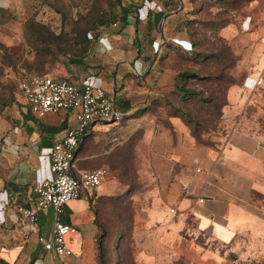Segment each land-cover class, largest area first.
Segmentation results:
<instances>
[{
  "label": "crops",
  "instance_id": "1",
  "mask_svg": "<svg viewBox=\"0 0 264 264\" xmlns=\"http://www.w3.org/2000/svg\"><path fill=\"white\" fill-rule=\"evenodd\" d=\"M32 3L39 1L0 0V8L22 15ZM256 3L250 6L252 28L238 20L221 30V36L241 52L236 74L251 80L264 79V11H258ZM169 8L156 1L129 0L126 23H117V32L97 39L85 65L55 69L50 76L79 83L90 76L89 81L117 104L134 109L128 103L134 96L128 93L133 78L126 75L131 70L139 81L148 78L153 64L148 57L151 50L160 48L164 25L175 13L164 16ZM148 27L161 37L152 34L153 45L145 42L138 56L133 44ZM104 66L111 79L105 78ZM254 90L258 89L230 88L223 132L212 146L199 144L179 118L143 124L141 143L146 151L140 149L139 193L131 197L135 264H224L226 253L233 258L264 254V207L256 200L264 198V133L254 131L247 116L249 108L251 116L255 109L264 110V94H252ZM15 112L0 117V260L5 264H101L99 242L105 229L99 220L100 206L129 191L115 178L107 181L111 171L106 161L112 151L104 149L101 133L116 129L123 135L130 125L95 124L77 151L74 173L106 168L108 176L95 198L83 197L66 206L63 221L78 231L71 242L74 254L65 258L47 253L39 242L40 236L51 237L54 210L43 211L38 226L31 228L20 222L15 208L35 205L34 188L52 177L50 152L64 138L71 116L38 118L26 100Z\"/></svg>",
  "mask_w": 264,
  "mask_h": 264
},
{
  "label": "rangeland",
  "instance_id": "2",
  "mask_svg": "<svg viewBox=\"0 0 264 264\" xmlns=\"http://www.w3.org/2000/svg\"><path fill=\"white\" fill-rule=\"evenodd\" d=\"M37 1L39 3L30 4L22 15L10 8H0L1 118L14 115L15 110L24 105L25 100L16 82L21 68L48 75L62 67L81 68L72 61L84 58L85 51L92 48L102 35L117 32L118 28L114 24H124L123 9L129 7V0ZM151 1H156L160 6L169 5L173 13L180 11L167 19L164 25L166 41L157 52L151 50L152 55L148 60H153V64L148 71V78L139 81L131 70L129 74L126 73V76L133 78L128 93L134 95L128 101L130 107L134 104V109L126 111V117L121 122L130 125L127 133L120 135L116 129L101 133L104 135V149L112 151L106 161L111 171L107 181L110 177L115 178L129 188V193L104 203L102 208L100 206L99 220L107 232L102 240L106 264H135L136 249L130 236L134 215L131 197L139 193L140 149L146 151L145 143H141L143 124L151 119L165 122L176 114L183 118L191 133H196L204 143L213 145L223 132V113L225 107L229 106V83L233 80L237 85L243 83V77L236 74L241 52L236 50L235 44L221 36L222 25L226 23L227 26L239 20L242 26L252 28L248 23L251 21L250 6L257 1L258 11H264V0H183V7L179 4L180 0ZM90 31L95 32L90 33L93 40L89 42L87 38ZM152 34L158 36L150 27L139 33L140 39L133 44L138 56L145 50L146 43L153 45ZM174 42L184 45L197 43L198 48L194 52H185ZM184 47L189 50L188 46ZM227 48L232 60L225 57L222 62H216V51L221 53ZM226 54L223 53V56ZM115 65L110 67V71ZM225 66L230 67L224 70ZM186 71L197 73L199 78H176L179 73ZM103 73L106 79H111L105 66ZM221 74L227 80L218 81L217 77ZM157 86L161 87L157 90ZM181 87L198 95H185L179 91ZM252 94L264 93L254 90ZM124 103L127 104V101ZM118 105L125 108L120 103ZM251 113L249 108V126L256 132L264 133V110L255 109L252 116ZM189 120L190 124L187 123ZM256 200L259 207H264L263 197ZM236 256L233 258L230 253H226L224 264H264V254L248 258Z\"/></svg>",
  "mask_w": 264,
  "mask_h": 264
},
{
  "label": "built area",
  "instance_id": "3",
  "mask_svg": "<svg viewBox=\"0 0 264 264\" xmlns=\"http://www.w3.org/2000/svg\"><path fill=\"white\" fill-rule=\"evenodd\" d=\"M116 27L117 24H114ZM56 79L50 75H38L26 69L20 71L19 89L30 112L38 117L65 113L71 116L64 138L50 152L52 177L34 188L35 205L15 208L22 224L36 228L43 211L52 208L55 219L50 239L39 237L47 253L59 257H71L72 237L77 233L74 225L63 221L66 206L83 197L93 199L108 176L106 168L74 173L76 154L93 125L98 123L121 124L126 113L107 92L89 81ZM245 87L264 93V79H249ZM203 201L202 199L200 200Z\"/></svg>",
  "mask_w": 264,
  "mask_h": 264
},
{
  "label": "trees",
  "instance_id": "4",
  "mask_svg": "<svg viewBox=\"0 0 264 264\" xmlns=\"http://www.w3.org/2000/svg\"><path fill=\"white\" fill-rule=\"evenodd\" d=\"M132 1V0H131ZM180 4V6L182 7L183 5H184V2H182V3H179ZM123 11H124V14H123V22L124 23H126V17L128 16V10L127 9H123ZM171 13V11L170 12H167V13H165L164 14V16H166V15H169ZM177 15V13H174V14H171V16H176ZM170 16V17H171ZM137 23H138V21H137ZM228 24V23H227ZM230 24V23H229ZM226 26V23L225 24H223L222 25V28L221 29H223L224 27ZM93 32H95V31H90L89 32V34H88V38H87V40H89V42L91 41V40H93V37L92 36H90V33H93ZM137 33H138V31H137ZM166 41V37L161 41V43H160V46L162 45V43L163 42H165ZM175 43V42H174ZM177 46H179V47H181L185 52H194L197 48H198V44L197 43H189V44H183L182 42H176L175 43ZM184 46H188L189 47V50L188 49H186ZM227 51H224V52H217L216 51V54H217V56H215V61L216 62H220V60H221V62L223 61L222 59H224L225 57H230V52H229V49L227 48L226 49ZM90 51H91V48H89L87 51H85V55H84V58H78L77 60H73L72 62L74 63V64H77V65H80V66H83L84 64H85V60L89 57V53H90ZM157 52V51H156ZM225 52H227V54H226V56H223V53H225ZM200 56V55H199ZM230 59L232 60V57H230ZM236 62H237V59H236ZM230 66H228V67H224V70H227L228 68H229ZM22 69H25V68H21L20 69V71L22 70ZM26 70H28V69H26ZM20 71L18 72V76H17V78H16V82H17V85L19 86V78H20ZM28 71H30V72H34V73H36V74H38V75H48V74H45V73H43V72H41V71H36V70H31V69H29ZM176 78H180V79H184V80H186V79H189V78H192V79H198L199 78V75L197 74V73H195V72H189V71H186V72H182V73H179L178 75H177V77ZM227 77L225 76V75H223V74H221L220 76H218L217 77V80L218 81H220V82H223L224 80H227L226 79ZM250 78L249 77H245V78H243V83L242 84H240V85H238V86H241V87H245V85L247 84V82H248V80H249ZM233 86H237V83H236V81H232V82H230L229 83V86H228V88L230 89L231 87H233ZM179 91H181L182 93H184L185 95H189V96H197L198 94L196 93V92H194V91H191V90H187V89H185L184 87H181L180 88V90ZM118 105V104H117ZM119 106V105H118ZM120 107V106H119ZM121 108V107H120ZM122 109V108H121ZM129 107H125L124 109H122L124 112H126V111H129ZM1 113H2V110H0V115H1ZM173 118H179V116L178 115H174V116H172ZM180 120H182L183 121V123L185 122L184 120H183V118L182 117H180L179 118ZM191 120H189V122H187L188 124H190L191 122H190ZM186 123V122H185ZM190 133H191V131H190ZM192 134V136L197 140V142L199 143V144H201V145H204V146H212V144H207V143H204L202 140H201V138L196 134V133H191ZM129 193V192H128ZM106 235H107V232L105 231V233H104V236H103V238H102V240H104V238L106 237ZM100 241L99 242V248H100V250H101V248H102V254H101V264H106L105 263V259H104V252H103V241ZM0 264H5L4 262H2L1 260H0Z\"/></svg>",
  "mask_w": 264,
  "mask_h": 264
},
{
  "label": "water",
  "instance_id": "5",
  "mask_svg": "<svg viewBox=\"0 0 264 264\" xmlns=\"http://www.w3.org/2000/svg\"><path fill=\"white\" fill-rule=\"evenodd\" d=\"M183 7V6H182ZM150 71V70H149Z\"/></svg>",
  "mask_w": 264,
  "mask_h": 264
}]
</instances>
